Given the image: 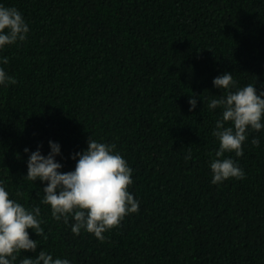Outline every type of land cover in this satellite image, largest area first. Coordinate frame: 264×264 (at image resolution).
<instances>
[{
    "label": "trees",
    "instance_id": "obj_1",
    "mask_svg": "<svg viewBox=\"0 0 264 264\" xmlns=\"http://www.w3.org/2000/svg\"><path fill=\"white\" fill-rule=\"evenodd\" d=\"M0 3L30 26L0 51L17 81L0 86V179L21 203L40 205L47 238L28 230L37 251L73 264H264V130L249 132L243 155L225 154L244 177L213 184L219 109L207 108L222 72L264 89V0ZM90 135L116 145L140 201L103 241L52 218L43 184L25 177V147L47 154L48 141L59 142L69 171Z\"/></svg>",
    "mask_w": 264,
    "mask_h": 264
},
{
    "label": "clouds",
    "instance_id": "obj_2",
    "mask_svg": "<svg viewBox=\"0 0 264 264\" xmlns=\"http://www.w3.org/2000/svg\"><path fill=\"white\" fill-rule=\"evenodd\" d=\"M29 32V23L22 12L15 6L0 3V51L25 41ZM7 63L8 57L0 56V86L3 87L17 82L2 66ZM212 84L222 94L211 95L207 102L208 109H219L212 130L218 147L208 167L211 183L219 184L229 178L242 179L245 175L239 162L225 154L243 155L242 145L249 132L264 130V89L258 90L255 82L237 86L233 73L228 71L213 77ZM201 99L204 104V98ZM197 103L196 94H190V112ZM259 142L258 137H253L252 143ZM48 144L47 154L42 153L39 145L31 151L24 148L28 153L25 177L33 182L38 179L43 184L42 203L50 207L52 218L63 221L74 235L84 231L103 241L105 232L120 225L126 215L139 211L140 201L129 190L134 183L133 168L114 143L90 135L87 147L71 154L75 167L69 171H61L63 164L56 159L61 155L59 142L49 140ZM41 225L40 205L21 203L0 179V264H73L67 256H54L42 247L37 251V239H32L28 230L46 239ZM22 251L34 255L18 259Z\"/></svg>",
    "mask_w": 264,
    "mask_h": 264
}]
</instances>
